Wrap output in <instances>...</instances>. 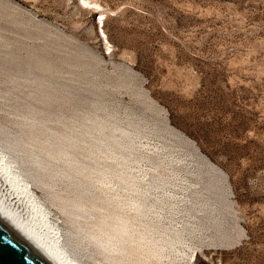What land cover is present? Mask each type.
<instances>
[{
	"label": "rangeland",
	"instance_id": "1",
	"mask_svg": "<svg viewBox=\"0 0 264 264\" xmlns=\"http://www.w3.org/2000/svg\"><path fill=\"white\" fill-rule=\"evenodd\" d=\"M0 164L72 264H264V0H0Z\"/></svg>",
	"mask_w": 264,
	"mask_h": 264
},
{
	"label": "bare ground",
	"instance_id": "2",
	"mask_svg": "<svg viewBox=\"0 0 264 264\" xmlns=\"http://www.w3.org/2000/svg\"><path fill=\"white\" fill-rule=\"evenodd\" d=\"M100 18L101 19H99L98 24L102 26L104 16L101 15ZM100 33L102 34L101 36L105 38L102 29ZM115 130L116 128L113 126L110 133L101 139V143L105 146L104 151L107 157H110L115 150L122 151L125 148H129V145L132 143L131 137L129 135L124 133L120 134L117 132V130ZM2 166L3 165L0 164V171L3 175V173L6 174V172ZM120 166H125L124 161L120 162ZM99 173L103 174V172ZM4 180L10 187V200H12L14 204L17 202V199L21 197V199L26 202L23 211H25L27 214L23 212L24 217H20V215L14 209H11V207L7 205L8 203L6 204L4 203L5 201L3 202L0 199V227L17 243H19L23 248L31 253L41 264H72L71 262L67 261L66 258H63L64 256L62 257L60 252L56 250L53 241L49 240L50 238H47L46 235L44 236V233H42L40 230L41 226L43 227L45 225V216L43 212L39 210L36 211L35 207H32L34 205L29 203V196L21 188V184L9 182L7 179ZM139 208L140 205L134 207L135 210H139ZM26 215L28 216L27 219H25ZM110 216L114 219H117V215H115L114 212H112ZM33 219L36 220V222L33 221ZM128 235H132V228L127 224V222L121 221L118 223L115 233L106 238L104 244L99 242V240L96 238L95 240L102 244L108 251L111 250L112 252H125L127 249V243L129 242V239L126 237ZM99 236L102 237L103 235L99 234ZM142 237V234H138V241L140 243L143 240ZM129 263V260L125 259L124 261H113L110 264Z\"/></svg>",
	"mask_w": 264,
	"mask_h": 264
},
{
	"label": "water",
	"instance_id": "3",
	"mask_svg": "<svg viewBox=\"0 0 264 264\" xmlns=\"http://www.w3.org/2000/svg\"><path fill=\"white\" fill-rule=\"evenodd\" d=\"M0 264H41L0 227Z\"/></svg>",
	"mask_w": 264,
	"mask_h": 264
}]
</instances>
